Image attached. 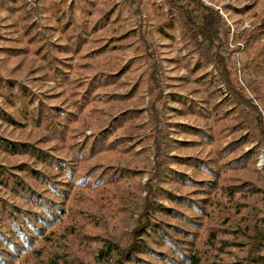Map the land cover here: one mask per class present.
<instances>
[{"label": "trees", "instance_id": "obj_1", "mask_svg": "<svg viewBox=\"0 0 264 264\" xmlns=\"http://www.w3.org/2000/svg\"><path fill=\"white\" fill-rule=\"evenodd\" d=\"M165 3L177 10L190 51L205 61L193 68L177 62L188 70L180 89L202 104L183 102L175 111L201 122L175 124L190 137L182 141L171 140L164 68L146 30L138 39L147 102L135 99V90L117 92L125 85L117 50L126 34L74 27V42L57 52L40 34L26 35L39 63L20 71L60 79L58 99L71 110L31 109L30 139L0 137L7 162L0 165V264H264V177L255 168L257 150L264 151L263 117L222 63L217 14L197 0ZM208 62L218 66L217 79L197 74ZM247 73L252 81L264 77V64ZM0 119L19 125L2 111ZM207 148L204 156L172 155ZM147 168L141 185L136 179Z\"/></svg>", "mask_w": 264, "mask_h": 264}, {"label": "rangeland", "instance_id": "obj_2", "mask_svg": "<svg viewBox=\"0 0 264 264\" xmlns=\"http://www.w3.org/2000/svg\"><path fill=\"white\" fill-rule=\"evenodd\" d=\"M134 1V5L129 7L124 0H0V111L19 124L11 125L0 119V137L14 142L27 141L31 133H35L29 123V110L67 107L60 104L58 99L63 92L59 86L60 79L42 81L20 71L23 64L39 63L34 61L33 55V50L37 46L29 47L26 35L40 34L43 42L46 41L49 48L57 52L58 46L74 42L72 37L74 27L85 29L90 35L93 30L100 33L109 27L114 31L108 30V37L126 34L124 35L126 41L122 42L125 47L117 50L124 72L122 81L125 85L117 92L135 90V99L143 98L144 102L148 100L146 66L141 60L142 48L138 39L139 32L142 29L146 30L148 36L152 37L164 68L163 95L168 101L167 114L172 124L171 140L182 141L190 138L179 134L175 124L200 126L201 122L195 116L178 118L175 111L182 108L183 102L187 105L195 103L202 106L201 97L180 89L181 79L188 76V70L178 67L177 62L180 61L182 66L189 64V67L193 68L197 64L201 66L205 61L191 52L189 45L186 44L183 38L185 31L180 28L177 10L169 9L165 0ZM197 1L213 10L219 17L224 33L220 51V55L224 57L222 63L229 69L230 79L236 82L240 90L257 106L264 121V84L261 83L264 77L257 75L252 81L248 79L247 73L258 63L264 64V0ZM141 24L144 25L143 28L140 27ZM248 35L252 36L251 40H247ZM18 49L19 53L14 54L25 55V59L22 56L12 57L13 51ZM60 56L63 57L61 54ZM246 67L249 71L245 70ZM201 72L206 73L211 79H217L219 76L218 66L214 62H208L197 74ZM67 75L76 78V75L71 76L69 70ZM88 77L90 76L87 75L86 80H89ZM220 89L224 97H229L225 86L220 85ZM101 106V103H98V107ZM142 106L145 110V104ZM90 133V130L86 131L87 135ZM254 146L255 143H252L244 150L248 151ZM208 150L209 148L204 151L176 150L172 155L204 156ZM257 151L255 168L264 177V151L262 149ZM5 159L6 156L0 152V165H6ZM149 160L151 162L152 157ZM172 168L183 170L176 165H172ZM148 170L147 168L141 171L142 176L136 179L141 185H144L148 178ZM164 188L169 186L165 185Z\"/></svg>", "mask_w": 264, "mask_h": 264}]
</instances>
